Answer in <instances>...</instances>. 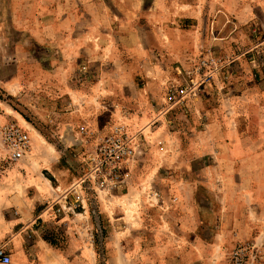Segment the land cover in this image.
<instances>
[{"label":"rangeland","instance_id":"1","mask_svg":"<svg viewBox=\"0 0 264 264\" xmlns=\"http://www.w3.org/2000/svg\"><path fill=\"white\" fill-rule=\"evenodd\" d=\"M222 4L254 20L226 18L218 32L212 14ZM263 8L264 0H0V127L17 123L31 138L18 161L0 141V201L28 198L36 217L22 248L7 249L10 264H177V251L196 243L228 264L243 241L264 264V155L242 160L227 148L250 136L246 149L264 150V62L242 54L264 36ZM235 29L237 41L214 43ZM207 52L225 66L198 98L166 111L168 84ZM119 120L142 132L127 184L112 194L87 189L74 213H42L73 202L79 193L64 191L80 175V143ZM192 199L202 223L181 234V216L194 221Z\"/></svg>","mask_w":264,"mask_h":264},{"label":"built area","instance_id":"2","mask_svg":"<svg viewBox=\"0 0 264 264\" xmlns=\"http://www.w3.org/2000/svg\"><path fill=\"white\" fill-rule=\"evenodd\" d=\"M242 54L248 55L252 63L264 62V36ZM224 66L221 58L207 52L193 67L178 70L181 82L168 84L164 99L166 111L198 98L201 90L212 82ZM88 137L80 143V149L76 152L80 175L69 190L64 191V197L70 192L79 194H76L70 204L66 201L62 204L58 202V206L55 202L47 204L42 213L60 215L65 212L66 205L71 213H74V207L79 205V201L82 207L84 206L82 194L87 189L94 193L112 194L129 181L142 146L141 130H133L128 123L119 120L107 130L90 131ZM0 141L11 161L22 159L31 150L29 134L14 122L5 123L0 127ZM262 258L260 249L254 243L243 241L237 242L229 251L227 263L258 264ZM10 263L11 255L5 245L0 244V264Z\"/></svg>","mask_w":264,"mask_h":264},{"label":"crops","instance_id":"3","mask_svg":"<svg viewBox=\"0 0 264 264\" xmlns=\"http://www.w3.org/2000/svg\"><path fill=\"white\" fill-rule=\"evenodd\" d=\"M225 4V3H224ZM222 4V8H215L216 12L213 15V24H216L217 31L220 32V26L219 23L223 20H226V18L230 17H235L240 20L241 17H243L244 21L247 20H254L252 19L253 15L251 16H241L243 12L234 14V11H231V9L227 8ZM250 14V13H249ZM257 17L256 22L259 23V25L264 28V8L259 9V14ZM238 27V25H236ZM227 26V30H228ZM227 30H225L227 32ZM239 29H235L233 34H230L228 37L227 35H219L216 40H213L214 43H228L230 44V41H237L239 39L238 35ZM219 34V33H218ZM228 34V33H227ZM242 37V36H241ZM230 39V40H229ZM247 40V37H243V41ZM215 41H221V42H215ZM259 92V91H258ZM230 139V138H229ZM234 141V143H232ZM218 144H220V140L217 141ZM221 142H227V140H223ZM229 145L227 146L228 150L231 152L235 150H239L241 153L239 156H235V158H240L242 160H246L249 158H254V157H260L264 155V150L260 151H250L246 149L247 144H251L253 140L251 137H244L242 139L240 138H232L228 141ZM227 142V143H228ZM255 142V141H254ZM226 146V145H225ZM249 148H251V145H249ZM231 158H234L232 156ZM236 187V186H235ZM236 190V188H233ZM198 200L192 199L190 202V207L192 206L193 209L195 210V216L194 221L192 222V225L189 223L190 218L188 215H184L183 217L179 219L180 224H181V234L186 233V230H193V228L197 229L200 225L201 218L199 217V205L196 203ZM33 201H30L28 198L23 199V200H11V199H6V197L0 201V239L3 241L5 248L9 249L11 251L12 246H19L22 248L24 240H27L28 237L31 236V233L34 231L32 229V225L34 222V211H33ZM188 223L189 227L185 228L184 224L182 223ZM193 226V228H192ZM186 229V230H185ZM195 249V250H193ZM206 249H211L207 248ZM208 252V251H206ZM178 255V262L177 264H222L218 261L219 253L218 251H213L211 253V258L207 257L208 254L205 253V248L202 247V245L196 243V245H192L190 248H182V250L177 251ZM17 253H15L16 255ZM184 255L186 257H184ZM171 254H169L168 257H170ZM172 259H174L171 256ZM205 259H207L205 261Z\"/></svg>","mask_w":264,"mask_h":264}]
</instances>
